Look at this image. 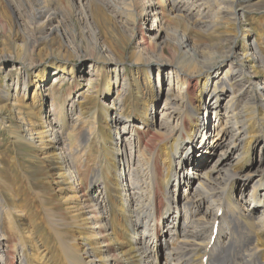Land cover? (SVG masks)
Wrapping results in <instances>:
<instances>
[{"label": "bare ground", "instance_id": "6f19581e", "mask_svg": "<svg viewBox=\"0 0 264 264\" xmlns=\"http://www.w3.org/2000/svg\"><path fill=\"white\" fill-rule=\"evenodd\" d=\"M59 1L60 5L58 0H0V32H10L0 41V68L15 70L7 85L14 96L9 105L0 106V127L14 122L12 140L33 148V158L39 157L49 169L47 181L64 198L70 228L65 230L64 221L55 217L53 206H46L43 195L44 199L38 193L22 195V180L1 182V264H41L43 251H36L34 240L7 244L3 229L4 223L10 231L14 222L32 216L34 207L42 216L31 220L35 225L45 220L54 228L63 264H205L203 258L209 264L217 258L224 259L219 264H264V80L258 77L264 69V53L262 36L253 35L238 0ZM7 9L11 14H6ZM191 31L197 32L196 39ZM221 38L217 46L200 48L197 42ZM83 40L91 52L89 61L79 56L80 62L89 63L87 83L69 98L68 108L58 96L60 89L52 86L47 106L41 83L46 82L49 68L58 71L54 79L57 84L61 81L60 87L65 77L77 82L85 73L68 67L69 43L81 52ZM132 41V63H141L144 69L137 66L127 77L123 50ZM38 45L48 52L50 67L33 58ZM164 48L174 61L158 56L157 50ZM105 62L112 66L100 76L98 67ZM159 63H167L176 83L186 84L181 107L167 95L165 105L179 111L177 127L170 131L157 128L161 123L155 122L154 114L159 96L149 101L151 92L146 89L151 64ZM32 76L42 78L37 87H31ZM131 82L143 102L138 120L145 130L128 123L130 133L137 134V146L127 152L130 138L123 135L130 119ZM19 83L27 84L25 93L33 88L29 109L17 99L25 87ZM101 93L113 97L107 108ZM5 107L8 116L2 114ZM209 109L222 119L218 127L211 123L215 117ZM109 112L126 125L115 127ZM63 117L69 126L62 123ZM63 127L68 128L65 133ZM254 150L257 164L243 168L242 160ZM191 154L200 156L197 166L204 169L196 172L192 163L188 174L178 176ZM234 177L242 186L252 182L245 206L227 192ZM180 185L183 191L177 192ZM241 192L240 197H245ZM159 248L164 249L163 262Z\"/></svg>", "mask_w": 264, "mask_h": 264}, {"label": "rangeland", "instance_id": "374dc122", "mask_svg": "<svg viewBox=\"0 0 264 264\" xmlns=\"http://www.w3.org/2000/svg\"><path fill=\"white\" fill-rule=\"evenodd\" d=\"M183 0L182 3H191L189 0V2ZM194 1V0H193ZM196 2V1H194ZM201 2V1H199ZM198 2V4H199ZM58 4L60 5V1L58 0ZM237 4L240 5V7H242L241 9H243L245 11V15H246V19L247 22L251 25L252 27V33L253 35H255L258 33L260 36H262V51L264 53V0H238ZM190 6H192L190 4ZM195 8H196V4H195ZM6 14H11L10 11L7 9V13ZM161 17V16H160ZM167 18H165V16H163V20L162 21H166ZM194 20V19H192ZM141 21V20H140ZM8 28H10L11 22L8 19H6ZM143 28V30H145V27L140 26ZM178 27L180 29V31H185L184 27L180 24H178ZM159 28V27H158ZM1 31V30H0ZM10 35L9 29L8 32H4L1 33L0 32V41L2 42L3 40H5L6 38H8ZM190 35L196 39V35L197 32L196 31H191ZM258 36V37H260ZM224 38L221 39H216L215 41L213 40H207L204 39V41H197L198 43H200V48L202 47H206L207 45H220L221 41H223ZM69 40H71V38H69ZM67 40V41H69ZM64 40L62 39V46L64 45ZM78 43V40L77 42ZM242 43V39L241 37H238L236 39V44L237 47H239V45ZM82 47L84 46L83 51L79 52V50L77 49L78 46H76L75 43L70 42L69 46L67 47L68 52L70 53V59L71 62L68 63V67L70 65H72L71 67L74 70H78V69H84L85 73L83 74V76L80 77V79L77 82L72 81L71 78L65 77V80L62 81V85L61 87L59 86V82L57 84V80L58 79H54L55 75H58V71L54 70L52 71L51 68H49L47 70L48 76L46 79V82L41 83L42 87H43V94L41 96L44 97V100L47 106H49L51 103V97L49 94V89L54 86L55 88H59V93L58 96H61L63 98L62 103L64 104V106L66 108L70 107L69 103L67 102L69 100L70 97L74 96V93L76 90L82 89V85L86 84L88 81L87 77L89 76L88 74V70L90 69L89 67V63L88 62H80L81 59H79V56H81V58L83 59H87L88 60V56L90 55V51L87 50V41L83 40V43L81 44ZM133 41L129 42L126 47H124V61H125V66L127 68V71L125 72V75H127V77H131V73L134 71L135 67H140L144 69V65H142L141 63H132L133 61V52H134V48H133ZM91 46L94 48V44L91 41ZM215 50H217V47H215ZM158 52V56H160L161 58H163L164 60L170 62V61H174L175 57L174 55L171 53V51L168 48H164L163 51H160V49L157 50ZM48 52H45V49L42 47V45H38L36 46V50L34 53V59L37 60V62H39V65H41L42 67L45 66L46 67H50V64L48 63L49 59H47V57L45 58V56L47 55ZM95 54V52H94ZM86 56V57H85ZM41 60V62L39 61ZM160 65H154L151 64V83L149 88L147 87L146 83V89L147 91L151 92V96L153 97L152 99H149V97H151L150 95H148V100L151 102H154V100H156L157 96H159V99L157 101V105L155 106V122L157 121L158 124L161 123V125H158L157 128L162 127L163 129H167L168 131L172 130L173 128H176L177 125H175V120L178 118V110H174L172 109L171 105L166 106L165 103L167 100V95L172 97L174 99V102L176 104V107L179 108L182 105L181 102V95H183L185 93V87L183 88L182 86H186L185 82H177L176 83V79H175V74L173 72L169 73L168 71V65L167 63H159ZM1 65V63H0ZM4 65V64H2ZM226 67L228 65V63L226 62L224 64ZM82 66V67H80ZM112 65L109 62H105L103 64H101L98 67L99 70V75L100 76H104L106 70L108 69V67H111ZM157 67H160L159 69ZM132 69V71H131ZM9 71L7 74H5L4 71ZM62 72V71H60ZM264 69H262V72L258 73V77L264 80ZM44 73V72H43ZM4 74L7 75V77L4 79ZM60 74V73H59ZM34 75V74H33ZM179 76H182L181 74H178ZM15 76V70L10 68V66L7 67H2L0 68V106L1 105H9V103L12 101V96H14V91L13 90H7V85L11 80V77ZM42 80L41 77L38 76H32V82L33 85L37 87L38 85H40V81ZM129 81H131V78H129ZM7 83V84H6ZM37 84V86H36ZM20 86H22V83H19ZM83 85V86H84ZM102 85V84H101ZM243 85V83H242ZM23 86V92L22 95L18 94L17 99L19 100L20 104H22L24 107H27L29 109V107L31 106V100H32V93H33V88L28 91L27 93H25L26 90V86L27 84H24ZM179 86V87H178ZM134 85L132 84V82L130 83V94H129V99L131 102V106L128 109L129 110V115H130V119L127 120V126L124 127V129L126 130L125 135H123V137H126L127 139L130 138V141H126L127 142V147H126V151L129 152L134 151V146H137V134L136 132L132 131V133H130L129 130V126L128 123H132L135 124V129H137L140 132H143V130H145V126L144 124L141 125V121L138 120V117L141 116L140 114V110L141 107L143 106V102L142 99L136 94V91L134 90ZM153 88V89H152ZM238 88V87H237ZM89 89H93V87H89ZM149 89V90H148ZM199 89V87H198ZM105 91V89L103 88L102 92ZM184 91V92H183ZM2 92H8L7 95L3 94ZM167 92V93H166ZM196 95V93H194ZM103 100H104V104H102L104 107L103 108H107L109 103L113 100V97L110 98L109 95H105L104 93H101L100 95ZM110 98V99H109ZM226 98H223L222 100H224ZM170 107V108H169ZM165 108H169V109H165ZM163 111V112H162ZM40 112V111H39ZM165 112V114L167 113L168 115L164 116L163 113ZM211 112V114H210ZM2 114L4 116H8V111L7 108L5 107L2 111ZM209 114L212 115V117L214 116L215 119L211 120V123L213 125L217 124L216 127H218L220 125L219 122L222 123V119L216 118V113L215 110L209 109ZM116 114H112L111 112H109V117L113 118V120L116 121V123H114L113 125L116 126H123L126 125L124 123V119L120 118V120L115 119ZM114 116V117H113ZM163 117V118H162ZM166 119H165V118ZM64 119L62 120V123H64L65 126H69V123L67 122L68 120H66L65 117H63ZM162 118V119H161ZM165 119V120H164ZM7 120V119H5ZM163 120V121H162ZM139 121V122H138ZM162 121V122H161ZM134 126V125H133ZM133 126H131V128H133ZM139 126V127H138ZM12 130H14V122L9 125V126H1L0 127V183L1 182H6V183H10L12 181H17V183L19 184V179L23 181L24 186H22L19 191L20 193L23 195L25 194V196H34L32 195V193L34 194H39L41 197L43 195V197L45 198V200L47 201L46 206L51 205L54 207V211H55V217L62 219L65 223V230L67 231L68 228H70L68 226L67 223V219H66V215L64 214L65 212H67L66 209V205H65V201L64 198H62L61 194L58 192L57 188L55 185L53 184H49L47 181L48 178V174H49V169L45 166L44 163H41V159H39V157H34L35 151L33 150V148H31L30 146L24 145V144H17L15 143L12 138H11V132ZM68 130V128L63 127V133H65ZM150 133L146 134L147 136ZM197 141V140H196ZM258 149V148H256ZM220 149H217V151H219ZM256 151V152H255ZM196 154V153H194ZM258 152L257 150H254L253 153L249 152V154H247L244 159L242 160V167L243 168H247L249 166H255L258 162V156H257ZM162 156L164 158L166 157V154H162ZM200 158L199 155H196L195 157L193 156V154H191V158L189 162H185L183 167L181 168V172H179L177 175L180 176L182 175V173H187L189 172V170L191 171V168H189V170L187 169L189 167L192 166V163H194L196 165L195 168H197L198 166V161L197 159ZM36 161H34V160ZM39 159V160H38ZM204 160V159H203ZM203 160L201 162H203ZM210 163V162H209ZM202 169H204V167H198L196 172H199L200 170L202 171ZM199 170V171H198ZM17 171V172H16ZM187 171V172H186ZM163 174L165 175V171L163 172ZM188 174V173H187ZM186 175V174H184ZM190 176H192V173H190ZM211 177H214L211 175ZM135 178V177H134ZM12 180V181H11ZM220 180V179H218ZM251 180L253 181L254 178H251ZM128 183V182H127ZM251 181L248 180V182L242 186L240 184V181L238 179V177H234L232 182L228 183V189L227 192L231 198V200L237 202L236 200H239L240 203H235L237 204V206L239 208H243L242 206L246 205V197L247 194L250 192L251 190ZM27 184L31 185V186H26ZM129 184V183H128ZM133 184V182L131 183ZM4 186V184H3ZM12 188H15L16 185L14 186V184H12L11 186ZM176 191L178 192H182L183 191V185H180L179 187L176 188ZM243 192L245 197H240V192ZM31 192V193H30ZM241 192V193H242ZM30 193V194H29ZM252 192H250L251 194ZM172 194V193H171ZM177 195V194H176ZM42 197V199H44ZM30 201L32 202V199L30 197ZM34 202L37 203V201L33 200ZM240 204V205H239ZM41 217L42 216V212L41 211H36V207L33 208V214L32 216H28L26 218H24L23 221H16L13 223L12 225V230L10 228V231L8 230L7 226L8 224L4 223L3 224V229L5 231V235L7 236V244L11 243V241H16L19 242L21 244H28L31 243V240H34L35 242V246H36V251L38 252L39 250L43 251L42 254H44L42 256H40V261L41 264H63V255L62 252L60 251V246L58 245V240H57V236L56 233L54 231V228L48 224L45 220H41L37 225H35L33 223V220H31L32 217ZM181 219L184 220L186 219V213H184L181 216ZM26 227V228H25ZM72 227V226H71ZM74 227V225H73ZM41 234H43V236H41ZM168 236V234H167ZM175 242L170 243V245L174 246ZM45 249V250H44ZM32 252L35 251V249L31 250ZM159 260L161 262H163L164 260V249L163 248H159L156 250ZM185 258L187 257V255L184 256ZM196 257L198 258H202L201 255H197ZM205 260V264H209L208 259L203 258ZM186 260V259H185ZM203 260V261H204ZM224 262L223 258H217L215 260V262H213V264H219L220 262ZM32 261V259H31ZM187 261V260H186ZM37 262V261H36ZM189 261H187L188 263ZM0 264H1V258H0Z\"/></svg>", "mask_w": 264, "mask_h": 264}]
</instances>
